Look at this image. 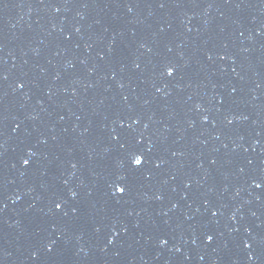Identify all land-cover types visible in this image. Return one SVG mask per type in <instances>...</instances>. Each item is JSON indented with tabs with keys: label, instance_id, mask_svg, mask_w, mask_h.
<instances>
[{
	"label": "water",
	"instance_id": "1",
	"mask_svg": "<svg viewBox=\"0 0 264 264\" xmlns=\"http://www.w3.org/2000/svg\"><path fill=\"white\" fill-rule=\"evenodd\" d=\"M0 264H264V0H0Z\"/></svg>",
	"mask_w": 264,
	"mask_h": 264
},
{
	"label": "snow or ice",
	"instance_id": "2",
	"mask_svg": "<svg viewBox=\"0 0 264 264\" xmlns=\"http://www.w3.org/2000/svg\"><path fill=\"white\" fill-rule=\"evenodd\" d=\"M171 72H172V70L169 69V74H171ZM28 163H29V161H27V160L24 161V164H28ZM141 163H142V160H141L140 156H136V158H135V165H140ZM116 190L118 192H123L125 189L123 187H118ZM57 207L59 208L60 205L57 204ZM209 239H211V237H209Z\"/></svg>",
	"mask_w": 264,
	"mask_h": 264
}]
</instances>
